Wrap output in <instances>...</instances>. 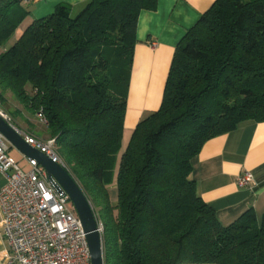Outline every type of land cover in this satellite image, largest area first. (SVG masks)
<instances>
[{
	"label": "trees",
	"instance_id": "obj_1",
	"mask_svg": "<svg viewBox=\"0 0 264 264\" xmlns=\"http://www.w3.org/2000/svg\"><path fill=\"white\" fill-rule=\"evenodd\" d=\"M34 1L0 0V100L8 112L11 93L45 115L104 223L105 264H264V213L223 224L192 176L207 140L264 121V0H216L202 14L176 46L160 108L120 159L139 15L158 0H90L76 16L61 3L33 20Z\"/></svg>",
	"mask_w": 264,
	"mask_h": 264
},
{
	"label": "crops",
	"instance_id": "obj_2",
	"mask_svg": "<svg viewBox=\"0 0 264 264\" xmlns=\"http://www.w3.org/2000/svg\"><path fill=\"white\" fill-rule=\"evenodd\" d=\"M89 1L35 0L31 19L52 14L61 3L70 4L72 15L76 16ZM215 1L158 0L157 9L141 11L124 137L141 119L160 108L176 46ZM4 105L21 129L38 137H50L47 126L11 93L6 94ZM8 145L11 156L21 161L24 155ZM245 170L254 175L255 182L250 187L238 184V178ZM192 176L199 194L215 209L223 224L232 223L251 208L261 218L264 213V121H245L232 131L207 140L193 160ZM4 184L5 177L0 172V189ZM115 188L116 182L108 186L112 205L118 200L116 195L113 196ZM112 197L116 202L111 200ZM8 249L0 210V252L5 253Z\"/></svg>",
	"mask_w": 264,
	"mask_h": 264
},
{
	"label": "built area",
	"instance_id": "obj_3",
	"mask_svg": "<svg viewBox=\"0 0 264 264\" xmlns=\"http://www.w3.org/2000/svg\"><path fill=\"white\" fill-rule=\"evenodd\" d=\"M0 115L29 144L66 169L55 137L42 138L19 128L1 100ZM37 117L46 123L42 112ZM24 157L26 168L11 156L8 141L0 133V172L5 177L0 189V210L9 247L7 252H0V264H92L87 233L69 195L55 189L46 169L36 159ZM254 182L250 170L238 178L241 187H250ZM94 214L103 241L104 223L95 210Z\"/></svg>",
	"mask_w": 264,
	"mask_h": 264
},
{
	"label": "water",
	"instance_id": "obj_4",
	"mask_svg": "<svg viewBox=\"0 0 264 264\" xmlns=\"http://www.w3.org/2000/svg\"><path fill=\"white\" fill-rule=\"evenodd\" d=\"M0 133L11 147L23 155L36 159L47 171L48 180L59 192L65 191L80 217L87 233L92 264H105L104 246L90 200L80 184L60 164L51 160L45 153L29 144L19 131L0 115Z\"/></svg>",
	"mask_w": 264,
	"mask_h": 264
},
{
	"label": "rangeland",
	"instance_id": "obj_5",
	"mask_svg": "<svg viewBox=\"0 0 264 264\" xmlns=\"http://www.w3.org/2000/svg\"><path fill=\"white\" fill-rule=\"evenodd\" d=\"M28 25V23L27 22H24L22 25H21V27H19L18 28V30L15 32V34H14V36L12 37V39L7 43V45H6V48H9L12 44H14L17 40H18V38H19V36H20V34H21V32H22V30L26 27ZM12 119H13V121H14V124L15 125H17L19 128H22L16 121H15V119L12 117ZM131 134H132V132L131 133H126L125 134V137H124V139H123V145H122V150H121V153L119 154V157H118V159H120V157H121V154H122V151L125 149V147L128 145V142H129V139H130V137H131ZM46 138V137H45ZM21 165L24 167V168H26V166H27V163H26V158L24 157L21 161ZM111 176L114 178V177H116V174H117V168L115 167L113 170H112V172H111ZM114 195H116V197H118L117 195H118V191H117V189L115 188V190H114V194H113V196ZM98 199H100L101 200V198H98ZM94 200V199H93ZM98 200L97 202H98V207H99V209H100V211H102V214L103 215H105V209H104V207H105V203L101 200ZM113 202H116V200L115 199H113V197H112V199H111ZM95 202V201H94Z\"/></svg>",
	"mask_w": 264,
	"mask_h": 264
}]
</instances>
